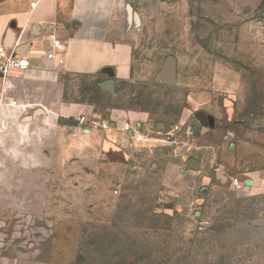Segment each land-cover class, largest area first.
Segmentation results:
<instances>
[{
  "label": "rangeland",
  "instance_id": "374dc122",
  "mask_svg": "<svg viewBox=\"0 0 264 264\" xmlns=\"http://www.w3.org/2000/svg\"><path fill=\"white\" fill-rule=\"evenodd\" d=\"M131 2V80L0 115V264H264V0Z\"/></svg>",
  "mask_w": 264,
  "mask_h": 264
},
{
  "label": "crops",
  "instance_id": "0c3cea01",
  "mask_svg": "<svg viewBox=\"0 0 264 264\" xmlns=\"http://www.w3.org/2000/svg\"><path fill=\"white\" fill-rule=\"evenodd\" d=\"M132 5L131 0H0V46L16 50L31 63L30 69L12 71L6 79L0 75V103L4 98L21 105L0 104V115L10 110L34 115L40 110L72 116L84 112L85 106L68 100L71 77L104 74L131 80L132 25L136 20L142 27L144 20ZM53 39L66 44L63 65L46 57ZM165 77L158 75L160 83ZM257 225L264 226V221Z\"/></svg>",
  "mask_w": 264,
  "mask_h": 264
},
{
  "label": "built area",
  "instance_id": "2783aa9c",
  "mask_svg": "<svg viewBox=\"0 0 264 264\" xmlns=\"http://www.w3.org/2000/svg\"><path fill=\"white\" fill-rule=\"evenodd\" d=\"M37 5L36 2L32 3V7ZM50 50L46 52V57L49 60L56 61L60 65L64 64V53L66 52V44L60 39H53L50 44ZM31 67L29 59L19 55L16 50L10 51L5 46H0V75L3 79H6L7 76L15 70H28ZM0 104L9 105L12 107L21 106L17 100H12L4 102V98L1 99ZM178 128V127H176ZM188 135L193 134V127L189 126L186 130ZM138 141L143 140V136L137 138ZM2 235L0 232V241L2 240Z\"/></svg>",
  "mask_w": 264,
  "mask_h": 264
},
{
  "label": "water",
  "instance_id": "95a60500",
  "mask_svg": "<svg viewBox=\"0 0 264 264\" xmlns=\"http://www.w3.org/2000/svg\"><path fill=\"white\" fill-rule=\"evenodd\" d=\"M129 11H130V13H132V8L129 6ZM41 113H43L42 111H37L36 113H35V116H37V115H40ZM28 119H32V117H27Z\"/></svg>",
  "mask_w": 264,
  "mask_h": 264
}]
</instances>
